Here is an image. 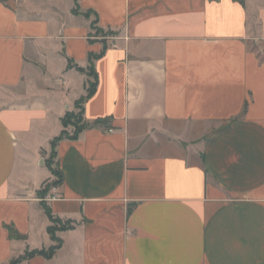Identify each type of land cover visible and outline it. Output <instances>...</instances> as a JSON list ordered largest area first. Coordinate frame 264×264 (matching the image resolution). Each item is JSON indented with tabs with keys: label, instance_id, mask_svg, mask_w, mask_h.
<instances>
[{
	"label": "crops",
	"instance_id": "crops-1",
	"mask_svg": "<svg viewBox=\"0 0 264 264\" xmlns=\"http://www.w3.org/2000/svg\"><path fill=\"white\" fill-rule=\"evenodd\" d=\"M104 41L109 124L56 148L72 228L18 264H264V0H0V264L57 244L38 193Z\"/></svg>",
	"mask_w": 264,
	"mask_h": 264
},
{
	"label": "trees",
	"instance_id": "trees-1",
	"mask_svg": "<svg viewBox=\"0 0 264 264\" xmlns=\"http://www.w3.org/2000/svg\"><path fill=\"white\" fill-rule=\"evenodd\" d=\"M96 29L98 32L102 33L103 29L101 28H94ZM112 32L108 31L106 34H111ZM107 49V43L104 41V49L101 52L100 55H94L91 54L89 57V76L93 77L92 80H89L88 82V89H87V94L83 97H81L76 103H75V108H79L80 112L78 114H76L74 111H68L64 117L61 119L62 125H63V130L61 131L60 135L57 136L56 138H54L51 142V157L50 159L48 158L46 160V165L47 167L50 169V171L52 173H56V175L59 178V181L62 183L63 181V174L62 172L58 169V173L52 168L53 162L51 158H55L56 157V148L58 143L63 140V139H77L78 136L85 130L88 128H93V127H97V126H104L107 127L109 124L110 119L109 118H101L96 120L94 123H88L85 121L84 119V103L90 98L92 97V95L95 93L96 88H97V84H98V75L96 73L95 70V66H94V60L96 58H98L99 56H101L102 54H104V52ZM80 71H84L83 68H79ZM73 127L74 130L72 133H69L68 128L69 127ZM47 193V188L39 191V196L41 199V204L48 216V218L50 219V221L52 222V224L48 227V232L51 235V238L57 242L56 245L51 246L48 249H35L32 251L27 250L25 252V254L23 256H20L19 258H16L14 260H12V264H18L20 261L24 260V259H28L30 257H33L35 255H43L47 258L52 257L56 250L60 247L61 245V240L56 236V232L59 230H67V229H71L72 228V224L70 222H65L64 224L63 221L60 218H56L53 213L51 208L49 207V205L46 203V201L44 200V197ZM55 224H57V227L55 226ZM10 235L12 238H21V235L18 233L17 230H15L14 228H10Z\"/></svg>",
	"mask_w": 264,
	"mask_h": 264
},
{
	"label": "rangeland",
	"instance_id": "rangeland-1",
	"mask_svg": "<svg viewBox=\"0 0 264 264\" xmlns=\"http://www.w3.org/2000/svg\"><path fill=\"white\" fill-rule=\"evenodd\" d=\"M92 27H93V28H99V27H97L95 21L92 23ZM107 32H108V31L103 30V32L100 33V32H98L96 29H93V36H96V37L102 38L103 40H104L105 38H112V36H113L112 33H111V34H106ZM110 32H111V31H110ZM89 66H90V64L87 66L86 70L84 69V71H87V72L89 73ZM92 79H93V77H91V80H92ZM73 111H74L76 114H78V113L80 112V109H79V108H75ZM69 128H70L71 131L73 130L72 127H69ZM69 133H71V132L69 131ZM50 157H51V152L49 153L48 158L50 159ZM51 159H52V162H53L52 168L58 173L59 171H58V167H57L56 157H55V158H51ZM51 174H52L51 181H48L47 183H45V185H44L43 188H42V190H44V189L47 188V193H46V195L49 194V191H51V190L54 189L55 187H56V188H59L60 185H61V182L59 181V178H58V176L56 175V173H52V172H51ZM46 195H45V196H46ZM48 202H49V201L46 200V203H47V204H48ZM62 224H64V222H63ZM55 226L57 227V224H55ZM10 264H12V261L10 262Z\"/></svg>",
	"mask_w": 264,
	"mask_h": 264
},
{
	"label": "built area",
	"instance_id": "built-area-1",
	"mask_svg": "<svg viewBox=\"0 0 264 264\" xmlns=\"http://www.w3.org/2000/svg\"><path fill=\"white\" fill-rule=\"evenodd\" d=\"M51 192L52 193H49L48 195H46L45 197H44V200L46 201H52V200H56V199H58V198H60L61 197V194L58 192V188H54V189H52L51 190Z\"/></svg>",
	"mask_w": 264,
	"mask_h": 264
}]
</instances>
